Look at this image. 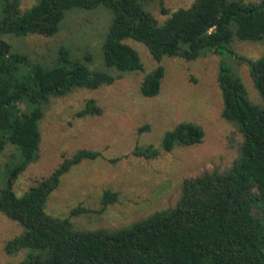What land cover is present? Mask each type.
<instances>
[{
    "label": "trees",
    "instance_id": "16d2710c",
    "mask_svg": "<svg viewBox=\"0 0 264 264\" xmlns=\"http://www.w3.org/2000/svg\"><path fill=\"white\" fill-rule=\"evenodd\" d=\"M153 3L163 15H170L163 24L145 8ZM101 6L113 15L103 46L106 67L120 74L144 71L139 53L127 40L142 43L159 64L144 76L140 87L144 97L160 94L164 58L191 62L209 54H229L248 65L262 103L250 99L238 73L222 62L218 74L222 117L243 137L231 168L185 179L174 206L130 226L78 231L70 218L47 214L46 205L61 178L83 161L96 160L99 152L77 151L22 196L14 186L38 160L40 122L50 100L75 89L112 85L116 78L90 70L65 47L51 66L35 63L14 51L2 36L52 37L69 10ZM236 41H264V0H195L174 12L164 0H37L26 11L21 0H0V155L8 146L15 147L7 160V185L0 187V213L23 229L6 243L5 252L10 256L25 252L20 264H264V56H238L231 48ZM101 113L91 100L77 117ZM204 138L200 125L182 122L165 134L161 149L149 146L138 155L151 160L161 151L200 145ZM118 198L119 193L105 191L100 210L81 207L71 217L101 215Z\"/></svg>",
    "mask_w": 264,
    "mask_h": 264
},
{
    "label": "rangeland",
    "instance_id": "374dc122",
    "mask_svg": "<svg viewBox=\"0 0 264 264\" xmlns=\"http://www.w3.org/2000/svg\"><path fill=\"white\" fill-rule=\"evenodd\" d=\"M194 1L164 0V5L174 12L190 7ZM36 2L21 0L22 11ZM145 8L160 24L170 16L162 14L158 3ZM112 19L111 11L104 6L95 10L72 9L62 20L59 32L52 37L2 36L14 51L28 55L35 63L51 66L59 50L65 47L90 70L107 72L116 78L112 85L96 90L75 89L67 96L50 100L40 122L42 141L38 160L14 186L16 194L22 196L77 151L99 152L96 160L83 161L64 175L46 205L47 214L70 218L78 231L130 226L174 206L181 196L185 179L231 168L239 156L243 137L222 117L223 99L218 84L222 62L238 73L250 99L256 104L262 103L248 65L229 54H209L191 62L164 58L161 65L165 76L160 94L154 98L144 97L140 89L144 76L159 64L142 43L127 40L126 43L139 53L144 71L120 74L116 69L107 68L103 46ZM231 48L247 59L264 56V41H236ZM91 100L102 113L77 117ZM182 122H193L204 129L202 144L176 148L170 153L161 151L151 160L138 155L149 146L161 149L165 134ZM145 127L148 129L140 132ZM14 148L8 146L0 155V187L7 185V160L9 153L15 152ZM108 190L119 193V198L103 214L81 213L71 217V212L81 207L100 210L103 194ZM22 231L20 225L0 213V264H20L25 259V252L10 256L4 249L6 243Z\"/></svg>",
    "mask_w": 264,
    "mask_h": 264
}]
</instances>
